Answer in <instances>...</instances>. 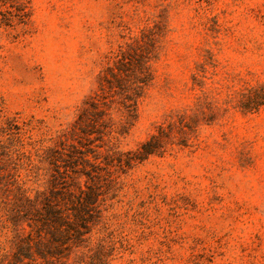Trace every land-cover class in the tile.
<instances>
[{"label": "rangeland", "instance_id": "374dc122", "mask_svg": "<svg viewBox=\"0 0 264 264\" xmlns=\"http://www.w3.org/2000/svg\"><path fill=\"white\" fill-rule=\"evenodd\" d=\"M84 158L99 220L23 264H264V0H0V264L4 200Z\"/></svg>", "mask_w": 264, "mask_h": 264}, {"label": "trees", "instance_id": "16d2710c", "mask_svg": "<svg viewBox=\"0 0 264 264\" xmlns=\"http://www.w3.org/2000/svg\"><path fill=\"white\" fill-rule=\"evenodd\" d=\"M130 64L131 72L128 75L137 79L133 81L134 83L135 81L142 83L134 89L138 90L149 79L148 59L133 57ZM136 69L139 75L136 74ZM111 73L115 75L114 72ZM117 81L118 86L126 87L118 78ZM110 83L113 84V82ZM88 104L95 108L98 107L94 102ZM159 147H161V139L159 135H153L150 140L142 144L139 150L140 157L143 159ZM73 159L66 163L67 168L64 171L71 179L75 177L70 174V170L77 172L73 170V167L78 165V161ZM83 161L78 175L86 176L93 183L88 180L84 183L78 180L77 186L72 187L67 184V187L62 188L59 185L62 175L60 167L57 166V173H60V176L56 175L52 181L50 180L47 189L38 192L34 198L28 196L25 190H20L14 199L4 200L6 205L4 218L7 224L4 223L2 227L10 229L11 247L14 249L12 258L8 259V264H23L25 258L34 259L36 255L45 260L48 258L61 259L85 240V236L100 218L103 199L99 183L94 180L97 174L93 172L97 171L88 168L87 158Z\"/></svg>", "mask_w": 264, "mask_h": 264}]
</instances>
